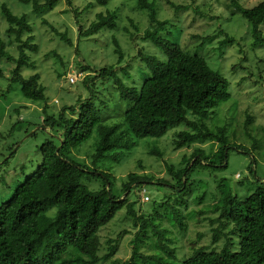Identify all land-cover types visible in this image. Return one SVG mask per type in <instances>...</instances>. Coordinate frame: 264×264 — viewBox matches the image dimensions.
<instances>
[{
	"label": "trees",
	"instance_id": "16d2710c",
	"mask_svg": "<svg viewBox=\"0 0 264 264\" xmlns=\"http://www.w3.org/2000/svg\"><path fill=\"white\" fill-rule=\"evenodd\" d=\"M17 1L24 6L32 5L34 13L42 15L53 10L60 0ZM110 1H89L86 8L101 5L106 10L97 12L88 26L80 24L78 42L104 28L118 29L119 10L109 9ZM135 3L137 10L147 13L149 21L142 40H149L160 47L166 59L139 52L145 66L151 71L140 88L128 83L113 64L91 70L77 60L76 67L82 69L81 73L86 69L90 71L84 78L90 95L75 104L64 106L57 113L49 111V100L41 75L36 72L24 77L22 74L24 67L35 66L31 53L38 49L29 15L15 14L6 2L2 5V14L8 23L6 33L19 43V56L16 58L5 50L6 43L1 36L0 56L14 62L12 81L19 85V92L25 99L44 104L43 120L39 124L60 138L51 136L45 140L41 145L42 162L38 169L19 183L8 199L0 203V264H102L111 261L117 252V239H109L108 252L101 253L99 230L124 207L137 229L133 239V254L131 258L117 260L114 264H179L177 248L172 246L169 235L170 229L162 225L164 214L139 213L137 201L129 199L132 190L153 181L152 176L130 172L124 179L121 191L117 193L113 192L112 182L106 172L98 173L105 178L103 187L98 190L91 189L81 181L92 168L78 161L74 150H79L94 134L98 137L97 147L91 155L94 166L100 159L119 157L123 151L133 147L135 139L159 138L170 128L181 124L186 128L175 136L176 149L197 143L217 142L219 148L211 155L204 148L197 147L190 156L184 157V167L168 165L169 173L177 182L172 184L167 181V186L176 195L187 192L197 168L223 166L232 148L247 151L244 144L231 141L225 126L211 128L207 122L210 112L231 98L229 79L213 68L205 56L192 53L184 49L180 42L161 35V31L167 28L168 20L161 19L160 7L155 0H135ZM168 3L173 8L176 6L170 0ZM232 3L235 12L251 23L253 46L256 48L263 44L261 25L264 23V0L254 7H245L240 0H233ZM74 11L79 16V9L75 8ZM44 22L48 23L45 19ZM135 27L138 29V26ZM54 30L73 45V38L68 34ZM226 36L229 41L234 40ZM114 41L117 62H121L124 52L118 39L114 37ZM59 58L65 67L69 65ZM124 72L127 75L128 71ZM0 76H3L2 70ZM98 80H112L119 96L130 105L124 113L126 129H121L119 123L104 121L95 101L99 92ZM13 85L8 87L9 91ZM14 111L19 113V108ZM23 121L24 118L16 121L10 136ZM29 125L36 126L38 123L30 122ZM153 152L161 154L158 149H153ZM13 154L11 152L9 157L3 155V161L8 163ZM218 187L220 203L215 211L219 215L210 218V223L212 245H222L219 248L200 246L190 255H185L180 264H264V182L258 183L244 197H239L231 187H226L224 180ZM204 196L199 198V202L203 201ZM170 202L167 197L165 203L170 206ZM171 208V223L184 230V211ZM199 213H204V210ZM150 240L157 248V252L152 254L141 250Z\"/></svg>",
	"mask_w": 264,
	"mask_h": 264
},
{
	"label": "rangeland",
	"instance_id": "374dc122",
	"mask_svg": "<svg viewBox=\"0 0 264 264\" xmlns=\"http://www.w3.org/2000/svg\"><path fill=\"white\" fill-rule=\"evenodd\" d=\"M89 1L60 0L53 10L37 15L32 5L24 6L17 0H0V36L5 40V50L16 58L19 56V43L6 33L8 23L2 14V5L6 2L15 14L29 15L38 49L31 53L35 66L24 67L22 74L24 77L36 72L41 75L50 112L57 113L64 106L75 104L79 99L90 95L84 79L90 71L86 69L81 73L82 69L76 67L77 60L91 70L113 64L118 74L128 83L140 88L151 71L145 66L139 52L166 59V54L160 47L149 40H142L149 21L147 13L135 8V0H111L109 9L119 10L118 29L104 28L78 42L80 24L88 26L97 12L106 10L101 5L86 8ZM155 1L160 7L161 19L168 20L167 28L161 31V35L180 42L184 49L192 53L205 56L213 68L229 79L231 98L212 110L207 122L211 128L225 126L231 141L244 144L247 151L232 148L223 166L197 168L191 177L189 189L181 195H176L167 186V181L172 184L177 182L169 173L168 165L184 167V157L190 156L197 147L204 148L210 155L219 148L217 142L211 141L176 149L174 139L178 131L186 128L184 124L170 128L159 138L135 139L131 149L123 151L119 157L100 159L95 166L91 163V155L98 144L97 135L94 134L84 142L79 150H74V155L82 164L91 166L92 169L84 174L81 181L94 190L104 185V176L98 174L101 172L109 175L114 193L121 191L124 179L130 172L148 174L154 178L141 188L133 189L129 199L137 201L139 213L164 214L162 225L170 229L172 246L177 248L180 264L185 255H190L200 246L219 248L222 245H212L210 223V218L219 215L215 209L220 203L221 193L218 186L221 181L224 180L226 187H231L239 197H244L258 183L264 182V43L256 48L253 46L251 23L239 12H235L233 0H170L179 8H173L168 0ZM261 1L263 0H240L245 7H254ZM75 8L79 9V16L76 15ZM53 28L73 38V45ZM261 28L264 32V23ZM226 35L234 40L229 41ZM114 37L118 39L124 52L121 62H117ZM58 56L69 65L65 67ZM14 65V62L0 56V70L3 71V76H0V203L8 199L16 186L38 169L42 162L41 145L45 140L51 136L60 138L39 124L43 120L44 104L31 102L19 92V85L12 81L11 69ZM124 70L128 71L127 75ZM97 82L99 92L95 101L101 109L104 121L119 123L121 129H126L124 113L130 105L119 96L112 80ZM11 84L14 85L9 91ZM5 93L6 97L3 96ZM15 108H19V113L14 111ZM22 118L24 121L10 136L13 125ZM30 122L38 125L30 126ZM153 149H158L161 154L154 153ZM11 152L14 154L6 163L3 158L11 156ZM162 180L166 181L161 184ZM143 189L151 196L147 202L142 201ZM204 194L205 198L199 202ZM165 197L171 200L170 206L165 203ZM171 207L184 211V230L171 223ZM201 210L204 213H199ZM123 231V235L119 237ZM136 231L127 209L122 208L99 230L101 253L108 252L109 239H117V252L111 261L102 264H114L117 260L131 258ZM153 243L150 240L141 250L144 249L148 254L157 252Z\"/></svg>",
	"mask_w": 264,
	"mask_h": 264
},
{
	"label": "built area",
	"instance_id": "2783aa9c",
	"mask_svg": "<svg viewBox=\"0 0 264 264\" xmlns=\"http://www.w3.org/2000/svg\"><path fill=\"white\" fill-rule=\"evenodd\" d=\"M72 80H73V78H72ZM140 191H141V190H140ZM141 193H142V201H143V202H147V201H149V200L151 199V196H150V194L147 192L146 189H143Z\"/></svg>",
	"mask_w": 264,
	"mask_h": 264
}]
</instances>
